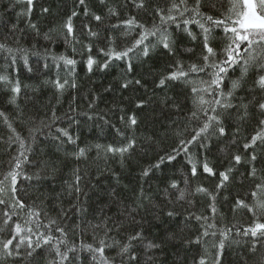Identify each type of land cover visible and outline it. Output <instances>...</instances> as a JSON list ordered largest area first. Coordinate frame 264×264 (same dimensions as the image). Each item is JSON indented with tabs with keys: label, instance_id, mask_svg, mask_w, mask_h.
Here are the masks:
<instances>
[{
	"label": "trees",
	"instance_id": "1",
	"mask_svg": "<svg viewBox=\"0 0 264 264\" xmlns=\"http://www.w3.org/2000/svg\"><path fill=\"white\" fill-rule=\"evenodd\" d=\"M170 3L171 0H145V8L138 9L132 0H105L104 3L101 0H86L85 6L90 13L103 18V23H98L91 14L84 15L85 6H80L78 0H34L29 15H18L26 11V3L0 0V43H6L13 49H26L28 57L26 66L23 53L17 52V62L9 67L4 54L0 53V73L6 70L10 78L18 79L21 85L15 104L10 103L12 93L9 88L0 85V111L8 118L5 122L0 117V178L10 170L12 158L19 150L16 137L23 138L31 147L29 159L32 162L25 165L24 170L29 175L39 172L40 179L21 180L18 195L26 204L35 201L51 217H59L61 209L67 213L66 218L61 220V225L68 230L69 245L77 247L75 253H70L71 264H93L91 253L82 250L80 244L81 240L96 244L90 228L81 236L79 229L73 231L75 225L83 227L89 221L98 223L105 215L117 219L120 210L134 207L139 202L143 204L136 215L139 223L126 224V230L127 233L134 234L142 229L146 241L160 245V248L150 253L155 257V264H199L201 257L205 258L206 264H215L218 249L213 245H218L219 234L201 236L204 231L201 227L203 222L189 217V213L212 217L208 207L210 199L205 195H196L190 197L194 201L190 205L185 201L177 202L174 195L169 197L165 194L173 180L180 182L183 187L185 176L192 189L202 185L216 194L217 212L211 222L217 228L209 229V232L233 229L225 241V247L219 250V264H261L264 260V241L257 244L256 252L253 253V238L236 234L237 229L242 230L254 223L252 213L244 208H236V201L242 199L253 204L255 201L251 192L257 183L264 182V145L244 149V144L255 134L259 120L264 118L256 108V104L264 99V92L259 89L249 91L254 88L255 71L249 72L242 87L235 93L237 99L233 101L235 104L248 105L247 117L239 119L243 109L229 110L231 114L224 118V136H212L207 141L209 147L206 149L200 148L198 144L190 147V152L198 159H207L216 172L215 176L204 173L198 167L197 176L192 177L187 157L180 153L175 160H165L159 168H152L145 177L142 175L144 169L156 164L161 156L172 153L173 148L177 147L182 138L178 133L189 138L192 128L196 126L195 122L189 123V114L193 109V85L182 80L169 81L164 88L157 87V84L162 76L173 70L177 60L182 61L186 69L190 63H201V30L195 24L187 26L197 37L193 40L183 26L177 29L175 25H171L169 31L174 40L173 54L162 47H156L147 57L139 53L130 54V72L127 70L126 60H113L108 68H100L107 59L99 52L100 48L108 47L105 37H115L116 48L120 50L131 46L135 36L134 33L125 35L123 28L113 30L111 25L135 16L138 21L151 27L153 22H159L154 9L157 6L166 8ZM188 3L191 7L195 0H188ZM210 3H215L216 8L210 9ZM227 7L228 0H203L201 11L219 17L226 12ZM44 8L48 12H43ZM109 8H114L118 16L110 15ZM74 10L78 13L73 17L76 35L82 44L90 42L93 45L90 54L97 64L93 66L92 72L87 70L89 53L83 49L82 44L76 45L77 52L74 54L63 38L62 25ZM30 23L37 26L38 33L29 27ZM85 25L98 31L99 38L90 40ZM46 33L52 37L51 40L45 39ZM215 35L213 43L219 51L223 36L219 31ZM187 49L192 51H186ZM61 54L78 61L74 73L77 86L66 87L62 92L57 91L50 83L58 74L51 56ZM45 63L49 65L48 68L44 67ZM29 67L31 71L28 70ZM240 72L239 65L230 68L225 83L230 87L231 80L238 78ZM65 75L61 68V80ZM207 78L204 73L191 76L193 80ZM137 79L141 81V85L133 83L126 89L121 87L125 80ZM141 101L143 107L138 108L137 103ZM53 113L58 118L54 122ZM132 114L137 118V125L129 128L126 123L121 122L120 117L124 116L126 121ZM58 128H66L74 138L78 137L76 143L62 144L57 140L55 137L60 135L56 131ZM185 128L188 129L187 132L184 131ZM117 129L124 133V138L117 134ZM129 136H134L137 144L123 159L119 155H106L103 148L97 150L95 147L126 143ZM79 148H86L87 151L84 157L77 159L72 154ZM253 151L257 155L254 162L255 178L250 175L252 164L249 162ZM234 155L242 157L240 164H235L232 159ZM230 166L233 168L230 179L217 193L219 173ZM76 169H79L82 177L80 193L69 189V185L74 182ZM141 189L150 199L137 200ZM80 208L86 209V213H81ZM169 211L174 212V215L168 216ZM260 222H264V217H261ZM102 234L100 232L97 239ZM124 234L111 233L120 240H123ZM55 235L59 236L58 233ZM198 237L199 243L196 242ZM135 251L143 264V246L137 244ZM105 255L111 258L115 256V250H106ZM54 258V252L45 248L41 252L39 264H48ZM0 264L29 262L27 259L21 261L5 258L0 259ZM116 264H119L118 258Z\"/></svg>",
	"mask_w": 264,
	"mask_h": 264
},
{
	"label": "snow or ice",
	"instance_id": "2",
	"mask_svg": "<svg viewBox=\"0 0 264 264\" xmlns=\"http://www.w3.org/2000/svg\"><path fill=\"white\" fill-rule=\"evenodd\" d=\"M17 3H26L27 9L18 15H29L32 11L34 0H16ZM105 0H101L104 3ZM134 6L138 9L145 8V0H132ZM80 6H85L86 0H78ZM203 0H195V3L189 7L188 0H171V3L166 8L157 6L154 9V14L158 18V23L153 22L151 27L144 23H141L135 16L129 17L126 20L120 21L117 24L111 25V29L123 28L125 35L135 34L132 40L131 46L118 50L116 48V38L112 36L105 37L107 42V49L100 48L99 52L107 59L100 65L101 70L109 67V64L113 60H126L127 70H132L131 56L130 54H142L147 57L150 51L156 47H162L170 54L174 53V40L169 31V26L175 25L177 29L184 27V31L188 33L193 40L197 37L188 30L189 24L197 25L201 30V38L203 45V52L200 56L201 63H190L185 68L182 61L177 60L173 66V70L167 75L162 76L157 84V87L164 88L169 81H183L186 84L193 85L191 91L193 93V109L189 114V123L195 122L196 126L192 128V134L189 138H184L183 133H178L182 138L179 140L177 147L173 148L172 153L166 156H161L159 161L143 170L142 175L147 177L152 168H159L162 163L167 160L171 162L177 158V155L183 153L187 157V163L190 166V174L192 177H196L198 174V167L202 168L204 173L211 176H215L216 172L213 167L210 166L206 158L198 159L190 152V147L193 144H198L200 148H208L209 141L212 136L219 135L224 136L226 134L224 127V118L230 115V111L235 109L240 113L239 119H245L248 115V105L240 103H233L236 100L235 93L242 87L245 78L250 71H255L256 79L254 80V88L264 92V0H228V7L226 12L221 13L219 17L203 13L201 11ZM210 9H215L216 4L210 3ZM43 12H48L47 8L42 9ZM91 14L92 18L98 23H103V18L95 13H90L89 9L84 7V15ZM109 14L112 16H118V13L114 8H109ZM78 13L74 10L67 20L62 25V31L64 32V40L72 48V52H77L76 45L82 44L80 38L76 35V30L73 25V17ZM15 27V26H14ZM29 27L37 31L35 24L30 23ZM87 29V36L91 40L93 38H99L100 33L94 31L88 25L84 26ZM221 32L223 39L220 41L222 47L217 50L214 46L216 40V33ZM46 40H51L52 37L49 34H45ZM84 50L89 55L86 61V67L89 72H92L93 66L97 64V61L90 54L92 52L93 45L89 43L82 44ZM47 52V49L45 50ZM186 51L191 52L192 49ZM23 53V60L25 65H28L27 50L22 48L13 49L6 43H0V53L4 54L5 60L8 62V66L11 67L17 62L16 53ZM39 55V53H34ZM53 66L57 69V78L51 81L57 91H63L66 87L75 88L76 82L74 79V73L78 61L75 58L67 57L63 54L56 56L52 55ZM240 66V76L231 80L230 87L225 83L230 68L234 66ZM45 68H48L47 63L44 64ZM63 68L65 71V78L61 80L59 76V70ZM31 71V67L28 69ZM204 73L208 78L193 80L192 74ZM49 83V81H45ZM141 85L139 79L125 80L122 83V88H128L131 84ZM0 85L7 86L12 93L10 103L15 104L19 94L21 92V85L18 79L13 80L6 70L4 73H0ZM175 106V105H174ZM137 107H143V101L137 103ZM257 110L264 116V99L256 104ZM0 117H3L7 122V116L4 112L0 111ZM58 119L53 113V122ZM122 123H126V126L133 128L137 125V118L135 114L129 115L125 121V117L121 116ZM11 128V124H8ZM15 131V129H13ZM38 131V129H37ZM60 135L56 136L57 140L61 143L75 144L74 138L66 128H58L56 130ZM117 134L124 138V133L119 129L116 130ZM188 131L187 128L184 130ZM61 137L65 139H61ZM19 141V150L17 155L12 158V165L9 171H7L2 178H0V259L14 258L24 261L27 259L29 264H39V258L42 250L45 248L54 252L55 258L48 262V264H71L70 253H75L77 247L69 245L67 237L68 230L66 226L61 225V220L66 218L67 213L61 209L59 217H51L46 211L41 209L33 201L32 204H26L25 201L20 198L18 192V184L21 180L31 181L33 179L39 180L40 173L37 172L34 175H29L24 166L32 163L29 159L31 154L30 145L26 144V141L17 136ZM137 140L134 136L126 138V143L113 145L109 144L106 147L101 145H95L97 150L103 148L106 155L112 156L119 155L123 159L126 153L136 147ZM264 145V118L258 122L257 130L250 140L244 144V149L255 148L257 145ZM86 148H79L78 151L72 155L79 159L86 155ZM235 164L242 162L240 155H234L232 157ZM257 159L255 151L252 152L249 158V162L252 164V170L250 175L256 177V168L254 162ZM233 168L230 166L225 171L219 173L220 182L216 185L217 193L220 189L224 188L226 182L230 179V174ZM75 179L72 184L69 185V189L80 193L81 187V175L79 169L75 170ZM183 187L180 186V182L173 180L168 189L165 190L166 196H175L177 202L185 201L188 204H193L194 201L190 197L196 195H205L210 199L208 205L212 217L206 215H197L195 213H189V217L195 219L198 222H203L201 227L204 231L201 236H217L219 234V243L214 244L213 247L218 249L217 259L215 264H219V250L225 247V241L228 239L229 234L233 229H219L218 231H211L209 229H216L217 225L211 222L217 212L215 201L216 194L209 191V189L202 185H197L194 189L190 186V181L187 176L183 180ZM174 190V191H169ZM71 194V191H70ZM114 194V193H113ZM251 196L255 201L253 204L247 203L245 200L238 199L236 201V208H244L248 212L252 213L254 223L242 230L237 229L236 234L243 235L245 237H252L254 243L252 244V252L255 253L257 244L264 241V222H260L261 217H264V182L257 183L254 190L251 192ZM150 199V197L143 194L141 189L140 196L137 197L138 201ZM171 203V199H169ZM143 207L142 202L136 203L134 207H129L119 211L117 219H113L111 216H103L98 223L86 222L83 227L81 225H75L73 231L80 230L81 236H83L90 228L92 230L93 240L96 244L84 243L81 240L80 247L82 250L91 253V260L93 264H116L117 258L119 264H141L140 257L135 251L137 244H141L144 248V261L143 264H155V257L150 253L153 250L160 248V245L151 241H146L143 234V230L136 231L134 234L127 233L126 224L139 223L136 220L138 210ZM235 211V208L233 209ZM81 213H86V209L80 208ZM168 216H173L174 212L169 211ZM17 219L14 220L13 218ZM206 225V227H205ZM102 232L99 239L98 234ZM124 232L123 240L116 239L111 233ZM56 233L59 236L55 235ZM197 243L200 242V237L197 238ZM115 250V256L109 258L105 255L106 250ZM199 264H206L204 257H201ZM264 264V260L261 261Z\"/></svg>",
	"mask_w": 264,
	"mask_h": 264
}]
</instances>
